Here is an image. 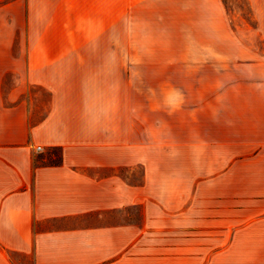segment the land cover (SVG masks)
<instances>
[{
  "label": "crops",
  "instance_id": "obj_1",
  "mask_svg": "<svg viewBox=\"0 0 264 264\" xmlns=\"http://www.w3.org/2000/svg\"><path fill=\"white\" fill-rule=\"evenodd\" d=\"M248 1L253 40L220 49L251 73L205 91L220 166L181 189L150 187L142 130L117 105L134 0H0V264H264V0ZM181 227L194 244L203 227L204 246L182 249Z\"/></svg>",
  "mask_w": 264,
  "mask_h": 264
},
{
  "label": "rangeland",
  "instance_id": "obj_2",
  "mask_svg": "<svg viewBox=\"0 0 264 264\" xmlns=\"http://www.w3.org/2000/svg\"><path fill=\"white\" fill-rule=\"evenodd\" d=\"M125 21L118 19L117 42L133 43L134 65L117 68V105L131 107L134 126L142 130L143 145L138 142L142 147H135L134 155H144L148 160L150 187L188 189L196 182L205 185L206 178L220 166L205 159V91L210 96L221 85L229 87L238 76L251 73L247 67L224 60L236 51L221 50L253 40L257 21L252 18L250 3L134 0L127 28ZM216 133L219 136L221 132ZM142 174V168H134V184L140 182ZM132 218L141 219L138 208H133ZM194 231L181 227L182 249L204 246L203 227L196 230L197 243H189L188 236Z\"/></svg>",
  "mask_w": 264,
  "mask_h": 264
},
{
  "label": "built area",
  "instance_id": "obj_3",
  "mask_svg": "<svg viewBox=\"0 0 264 264\" xmlns=\"http://www.w3.org/2000/svg\"><path fill=\"white\" fill-rule=\"evenodd\" d=\"M38 151H41V148L40 147H38V149H37Z\"/></svg>",
  "mask_w": 264,
  "mask_h": 264
},
{
  "label": "trees",
  "instance_id": "obj_4",
  "mask_svg": "<svg viewBox=\"0 0 264 264\" xmlns=\"http://www.w3.org/2000/svg\"><path fill=\"white\" fill-rule=\"evenodd\" d=\"M53 163H55V162H53Z\"/></svg>",
  "mask_w": 264,
  "mask_h": 264
}]
</instances>
